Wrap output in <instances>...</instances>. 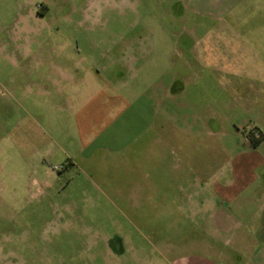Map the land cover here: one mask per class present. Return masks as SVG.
<instances>
[{
  "label": "rangeland",
  "instance_id": "374dc122",
  "mask_svg": "<svg viewBox=\"0 0 264 264\" xmlns=\"http://www.w3.org/2000/svg\"><path fill=\"white\" fill-rule=\"evenodd\" d=\"M166 1L0 0V264H174L170 198L257 138L264 5L236 29Z\"/></svg>",
  "mask_w": 264,
  "mask_h": 264
},
{
  "label": "crops",
  "instance_id": "0c3cea01",
  "mask_svg": "<svg viewBox=\"0 0 264 264\" xmlns=\"http://www.w3.org/2000/svg\"><path fill=\"white\" fill-rule=\"evenodd\" d=\"M166 2L168 8H178L181 14L199 15L198 10L212 8L214 13H221L213 15L215 25L227 23L236 29L253 27L246 21L254 9L251 7L263 9L264 5V0ZM243 61H250L247 65L256 74H264L263 55L249 54ZM252 130L261 137L256 143L251 140L240 145L236 143L237 134H233L227 136L235 141L228 148L220 145L209 153L203 151L186 174L187 181L179 186L181 196H172L168 201L177 207L180 218L190 223L187 237L189 231L195 232L179 244H166L164 253L174 257V264H264V124L257 121ZM87 244L89 248L97 245L94 240ZM107 248L110 250L108 245ZM123 251H115L116 258ZM122 263L118 260V264Z\"/></svg>",
  "mask_w": 264,
  "mask_h": 264
},
{
  "label": "flooded vegetation",
  "instance_id": "af4514ba",
  "mask_svg": "<svg viewBox=\"0 0 264 264\" xmlns=\"http://www.w3.org/2000/svg\"><path fill=\"white\" fill-rule=\"evenodd\" d=\"M114 243L116 244V242H113L112 239H109V240L107 241V245H108L110 248H115V247H114ZM117 243H118V242H117Z\"/></svg>",
  "mask_w": 264,
  "mask_h": 264
},
{
  "label": "trees",
  "instance_id": "16d2710c",
  "mask_svg": "<svg viewBox=\"0 0 264 264\" xmlns=\"http://www.w3.org/2000/svg\"><path fill=\"white\" fill-rule=\"evenodd\" d=\"M252 133L256 134L257 135V138L255 139L254 143L258 142L260 140V135L258 132H256L255 130H252Z\"/></svg>",
  "mask_w": 264,
  "mask_h": 264
},
{
  "label": "built area",
  "instance_id": "2783aa9c",
  "mask_svg": "<svg viewBox=\"0 0 264 264\" xmlns=\"http://www.w3.org/2000/svg\"><path fill=\"white\" fill-rule=\"evenodd\" d=\"M255 137H257V135L255 134ZM60 169V167L59 168H56V171H58Z\"/></svg>",
  "mask_w": 264,
  "mask_h": 264
}]
</instances>
